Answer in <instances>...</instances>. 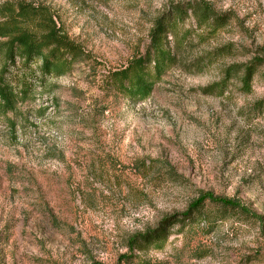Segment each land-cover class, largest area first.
Wrapping results in <instances>:
<instances>
[{
  "label": "rangeland",
  "instance_id": "1",
  "mask_svg": "<svg viewBox=\"0 0 264 264\" xmlns=\"http://www.w3.org/2000/svg\"><path fill=\"white\" fill-rule=\"evenodd\" d=\"M18 1L49 8L85 58L0 115V264H117L133 240L180 219L200 192L240 200L262 224L206 205L208 221L175 225L162 250L138 256L152 264H264V67L249 95L239 74L221 97L201 92L263 57L264 0L0 6ZM198 1L229 15L227 26H197L189 5ZM177 5L187 11L176 40L169 37L177 65L146 100L109 90L108 74L142 54L154 21Z\"/></svg>",
  "mask_w": 264,
  "mask_h": 264
},
{
  "label": "trees",
  "instance_id": "2",
  "mask_svg": "<svg viewBox=\"0 0 264 264\" xmlns=\"http://www.w3.org/2000/svg\"><path fill=\"white\" fill-rule=\"evenodd\" d=\"M189 9L195 24L212 29V32L225 28L230 20L229 15L218 14L204 1L189 5ZM186 13L182 6L177 5L170 13L156 19L145 51L134 56L125 68L109 73L106 78L107 88L133 102L148 99L155 86L177 65L178 56L170 46L169 37L175 39L178 22ZM84 58L80 45L58 26L54 15L46 6L25 1L1 5L0 115L7 117L14 114L18 106L28 100L36 84H42L46 77H61L70 73L74 65ZM35 64L39 65L34 69ZM261 67H264V54L261 59L231 67L225 72L222 82L201 89V92L221 97L230 77L239 74L240 91L249 95L252 92L253 78ZM261 105L262 102H259L258 106ZM206 205L218 207L224 213H232L246 221L262 224L263 217L240 200L200 192L197 200L191 203L180 219L165 218L158 228L133 240L129 252L122 255L117 264H152L138 254L162 250L175 225L184 230L196 221H208V216L202 212Z\"/></svg>",
  "mask_w": 264,
  "mask_h": 264
}]
</instances>
